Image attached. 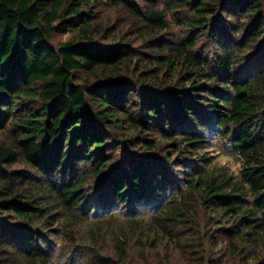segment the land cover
<instances>
[{
	"label": "trees",
	"instance_id": "1",
	"mask_svg": "<svg viewBox=\"0 0 264 264\" xmlns=\"http://www.w3.org/2000/svg\"><path fill=\"white\" fill-rule=\"evenodd\" d=\"M98 3L124 16L121 36L108 34L102 22H92V5ZM178 8L185 11L178 21L186 39L174 46L153 43L151 37L168 24L166 12ZM69 27L72 36L53 44V37ZM210 30L217 38L206 54L197 48L202 45L199 37ZM126 31L131 34L123 35ZM134 36L149 51L135 55ZM263 43L264 0H168L145 11L135 0H0V134L14 126L11 142H0V168L23 162L0 171V264L14 255V220L27 230L17 232L24 247L10 264H52L31 227L45 225V233H61L66 229L57 216L68 223L79 219L76 208L91 205L82 194L89 171L97 186L109 172L103 198L109 190L113 199L125 201L129 192L145 200L146 189L160 197L163 180L169 178L160 170L162 162L148 154L163 148L148 133L151 121H163L162 126L165 110L173 132L163 126L159 132L176 152L174 166L184 177L183 188L151 208L157 235L165 232L171 239V228L187 226L185 217L196 212L199 202L205 213L210 211L207 221L213 226L196 241L208 237L213 261L264 264V66L261 57H250L252 48L264 55ZM209 130L215 139H228L240 159L239 177L214 162L193 172L196 162L179 160L188 151L198 154ZM139 145L146 154L127 166L126 159L135 157L132 149ZM114 149L118 169L110 170ZM78 161L91 164V170L83 169L72 183L61 179ZM35 174L56 178L46 186L47 180L36 184ZM51 199L61 211L48 222L49 204H44ZM92 201L107 213L108 202L99 196ZM116 235L118 258L125 257L127 231L121 228ZM186 237L192 242L194 235L188 232ZM112 260L108 264L122 258Z\"/></svg>",
	"mask_w": 264,
	"mask_h": 264
},
{
	"label": "rangeland",
	"instance_id": "2",
	"mask_svg": "<svg viewBox=\"0 0 264 264\" xmlns=\"http://www.w3.org/2000/svg\"><path fill=\"white\" fill-rule=\"evenodd\" d=\"M138 4L139 8L143 11L147 9H157L164 6L168 0H135ZM171 2V1H170ZM155 4V6L152 5ZM93 6V11L95 12L92 17V22L94 24L102 22L106 26L108 34H116L117 36H121L118 33V28L120 25H124V16L119 14L114 7H104L100 3ZM185 14L183 9H174L169 10L165 14V20L167 21V26L162 29H158L159 31L151 37V40L154 43V40H159L162 42V45H170L174 46L173 44H177L179 40L186 39V33L182 28V25L179 23L178 19H182ZM127 32L131 34V31H126L123 35ZM74 31L72 27H69L68 30L64 33L59 35H55L53 37L52 43L55 44L58 41H63L68 39L72 36ZM215 33L210 30L205 33L204 36H200L199 40H202L197 48V50H205L206 54H210L212 52L213 44V37ZM122 35V36H123ZM128 36L125 37V39ZM204 38V40H203ZM207 38V39H205ZM94 39L101 41L102 39L100 35H94ZM120 41V40H118ZM109 44H112L111 41H107ZM134 54L137 55L138 50L141 51H149L150 47L147 45L146 47L142 45V39L139 36H134L132 40ZM157 44V43H156ZM261 45V44H260ZM264 45V43H263ZM258 48L260 46H257ZM130 52L132 50H129ZM140 52V51H139ZM258 52V53H257ZM250 57H261L263 62L261 63L264 66V55L262 54V50L258 51L254 48L250 51ZM257 53V54H256ZM245 61L242 62V64ZM247 65V64H246ZM213 72H218L216 69L211 68ZM166 116L164 118V123L162 126L165 130L171 132V120H169V111L165 110ZM163 121H151L152 128L149 131V136L153 137L154 140L157 141L160 149H154V152H150L153 158L162 162L163 169L161 168V172L163 176L167 175L166 182L163 180L164 185H161L160 190L164 191L161 193L160 197L156 196V191L152 189H146V197L145 200H141L142 197L138 195H130L128 196L129 192L127 193V199L123 201L120 198H114V195L106 191V197H102L103 189L102 187L107 182L108 178V171L104 172V177L101 178L100 184L97 186L95 177H91L90 171L92 165L81 163L78 161L75 164V169L71 168V164L67 168H71V171L66 172L61 179L69 180L71 183L74 182L77 177H81L79 173L83 169H87L88 175L85 180V183L82 187V194H84L87 198V201L91 202L90 207L80 206L76 208L75 212L79 215V219L72 221V223H68V220L65 221L60 217H56L57 221L61 220V226L66 229L58 233L60 230L48 234L45 233V225H38L37 227H31L32 235L36 238L39 247L42 249V254L47 255L50 259L49 261L52 264H108V260L113 259L112 262L116 263L120 258L122 261L118 264H200L204 261L203 264H219L211 259L214 252L211 250V245L209 244L208 237L199 241L200 236L206 232L207 227L213 226L208 219V213H205L204 207L199 206V202L194 204L196 208L195 213H189L186 217L184 223L187 226L171 228L170 230V238L169 239L165 232L160 233L157 235L158 228L155 227L156 217L153 215L154 204L163 205L164 199L168 195H174L178 188H183V184L180 183V179L184 177V175H178L177 170L174 166V163L177 165L178 162L175 161L176 159V152L172 151L171 148L166 146V140H163L160 135V127ZM14 126L9 124L3 133L0 134V142L10 143L11 138H9L10 132L13 130ZM173 132V131H172ZM206 142L203 145L202 149H198V154H192V152H186V155L180 157L179 160H182L185 165L188 162H192L193 165L196 164L192 169L193 172H198L201 169L200 167L205 168L211 162L216 163L218 166H221L225 172H229L234 176H240L239 171L240 168V159L237 154H235L229 146L228 139L225 138H218L215 139L214 131H206ZM117 137L120 136V133L116 134ZM133 137V135H127ZM177 139H173V142H177ZM172 141H170L171 143ZM115 158L114 161L107 167L110 170L118 169L116 164L118 160V149H114ZM110 152V150L108 151ZM172 152L174 153L173 155ZM132 153H135L134 158L126 159L128 161L127 166H131L132 162L139 161L140 155L146 154L145 150L142 147L135 146L132 149ZM127 154L126 150L124 149L123 155ZM192 154V155H191ZM167 155L170 156L168 159ZM173 156V157H172ZM199 156V157H198ZM122 157L120 160H122ZM203 158L204 160L201 161L200 159ZM192 161H191V160ZM124 160V159H123ZM95 165V164H94ZM23 162H16L10 164L8 166L0 168V171H5L22 167ZM126 166V167H127ZM138 166V163L137 165ZM78 168V169H76ZM106 168V169H107ZM141 168V167H140ZM190 169V168H189ZM186 169V170H189ZM184 171V170H182ZM185 172V171H184ZM113 174V173H112ZM154 174V168L150 169L149 175ZM56 176L54 175H41L35 174L34 181L36 184H41L42 181H46V186L50 184L51 179H55ZM144 179L146 180V175L144 174ZM101 185V186H100ZM182 185V187H181ZM97 186V187H95ZM47 188V187H46ZM110 188V187H109ZM46 191H49L47 188ZM48 192H45V201L47 202ZM149 195V197H147ZM104 200V203H109L110 206H105L106 214L101 213L95 207V204L92 199L98 197ZM113 196V197H112ZM154 197V199H153ZM54 199V198H53ZM52 200V199H51ZM49 200L48 203L44 204L48 205L47 209L50 216L48 217V222L51 221L52 216L56 213L61 211V208L52 200ZM112 214V215H111ZM83 218V220H81ZM15 222L10 225L11 232H14V241L13 247L15 249H11L14 255L9 256L7 260L4 261V264H10L13 261H16L15 257L17 254L20 253L21 247H24V243L20 242L18 239L20 236L17 234L18 231L27 230V227H22L20 225L19 220H14ZM17 227H14V225ZM29 228V227H28ZM124 230L127 231V240L124 242L123 247L125 248L124 255L125 257L119 256V249L117 248L116 233L119 231ZM216 228V226H215ZM127 229V230H126ZM142 229V231H141ZM10 232V235L12 234ZM191 232L194 237L191 240L187 239V233ZM40 235L42 237H40ZM140 235H143V239H140ZM140 240V241H139ZM174 242H176L174 244ZM203 254L204 258L200 257L199 255ZM222 260V259H221ZM220 260V261H221ZM225 261V260H224ZM249 264H253L252 261H249Z\"/></svg>",
	"mask_w": 264,
	"mask_h": 264
}]
</instances>
